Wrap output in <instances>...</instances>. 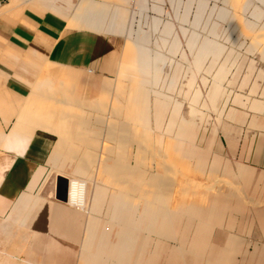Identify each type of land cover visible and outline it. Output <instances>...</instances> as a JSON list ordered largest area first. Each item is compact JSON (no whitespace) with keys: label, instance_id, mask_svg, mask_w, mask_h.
Instances as JSON below:
<instances>
[{"label":"rangeland","instance_id":"obj_1","mask_svg":"<svg viewBox=\"0 0 264 264\" xmlns=\"http://www.w3.org/2000/svg\"><path fill=\"white\" fill-rule=\"evenodd\" d=\"M71 3L100 22L88 27L140 49L139 74L119 76L120 98L110 92L102 114L110 122L88 123L104 133L103 155H93L78 178L89 179L91 194L137 196L140 184L142 194L171 202L161 205L187 210V228H175L167 249L188 237L200 264H264V166L250 157L253 136L264 134V0H167L160 22L158 2ZM144 7L149 17L139 29ZM97 109L88 107V115Z\"/></svg>","mask_w":264,"mask_h":264},{"label":"crops","instance_id":"obj_2","mask_svg":"<svg viewBox=\"0 0 264 264\" xmlns=\"http://www.w3.org/2000/svg\"><path fill=\"white\" fill-rule=\"evenodd\" d=\"M137 1L158 2V22L166 16L167 0ZM75 7L71 0H0V264H200L188 237L165 246L178 225L187 228V210L161 205L171 202L142 194L140 184H134L137 196L91 194L89 179L78 178L93 155H103L104 133L88 123L110 122L102 116L110 92L120 98L119 76L139 74L140 49L134 44L136 52L127 51L115 32L88 27L100 22ZM148 13L140 12L139 29ZM263 135L251 140L256 166H264ZM60 177L69 180V201L58 198ZM73 180L85 184L82 205L70 200Z\"/></svg>","mask_w":264,"mask_h":264},{"label":"bare ground","instance_id":"obj_3","mask_svg":"<svg viewBox=\"0 0 264 264\" xmlns=\"http://www.w3.org/2000/svg\"><path fill=\"white\" fill-rule=\"evenodd\" d=\"M225 75V72H221V76ZM224 77V76H222ZM220 83V82H219ZM222 92V86L219 84L218 88L215 92V98H219L220 94ZM84 194H85V184L79 180H73L71 181L70 185V200L72 203H75L77 205L84 204Z\"/></svg>","mask_w":264,"mask_h":264},{"label":"water","instance_id":"obj_4","mask_svg":"<svg viewBox=\"0 0 264 264\" xmlns=\"http://www.w3.org/2000/svg\"><path fill=\"white\" fill-rule=\"evenodd\" d=\"M58 185H63V190L58 191V198L66 201L68 198V180L67 178L60 177L58 178Z\"/></svg>","mask_w":264,"mask_h":264},{"label":"built area","instance_id":"obj_5","mask_svg":"<svg viewBox=\"0 0 264 264\" xmlns=\"http://www.w3.org/2000/svg\"><path fill=\"white\" fill-rule=\"evenodd\" d=\"M69 190H70V185H69ZM68 201H69V195H68Z\"/></svg>","mask_w":264,"mask_h":264}]
</instances>
